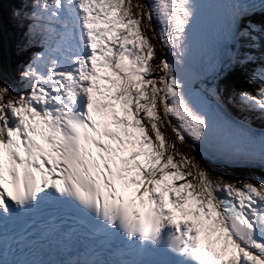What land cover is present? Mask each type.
Returning <instances> with one entry per match:
<instances>
[{"label":"snow or ice","instance_id":"snow-or-ice-1","mask_svg":"<svg viewBox=\"0 0 264 264\" xmlns=\"http://www.w3.org/2000/svg\"><path fill=\"white\" fill-rule=\"evenodd\" d=\"M0 264H264V0H0Z\"/></svg>","mask_w":264,"mask_h":264},{"label":"rangeland","instance_id":"rangeland-1","mask_svg":"<svg viewBox=\"0 0 264 264\" xmlns=\"http://www.w3.org/2000/svg\"><path fill=\"white\" fill-rule=\"evenodd\" d=\"M133 2H135V0H133ZM141 31H144V29L141 28ZM5 99H7V97H5ZM161 118H162V113H161ZM144 123H145L146 128H150V126L147 125L146 120L144 121ZM160 131L163 133L166 143H175V144H176V148H177L181 153H184L183 150H182L181 148H179V146H177L179 143L175 141V139H174V137H173V135H172V133H171V129L167 127V122H165V123H164V126L160 128ZM168 151H174V150H172V149H168ZM174 159H175L176 161H178V160H179V157H174ZM210 171H211V170H210ZM221 171H222V169H217L216 172H215L214 175H213V178H215V175H216V174H219V172H221ZM193 183H195V181H193Z\"/></svg>","mask_w":264,"mask_h":264},{"label":"trees","instance_id":"trees-1","mask_svg":"<svg viewBox=\"0 0 264 264\" xmlns=\"http://www.w3.org/2000/svg\"><path fill=\"white\" fill-rule=\"evenodd\" d=\"M231 87H234L236 89H248L251 90V87H249L246 84V77L244 75L239 76L238 78H236V80L234 81L233 84L230 85Z\"/></svg>","mask_w":264,"mask_h":264}]
</instances>
